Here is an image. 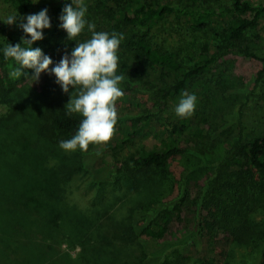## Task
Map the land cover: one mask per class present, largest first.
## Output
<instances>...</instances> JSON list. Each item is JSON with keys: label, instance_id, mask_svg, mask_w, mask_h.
Returning a JSON list of instances; mask_svg holds the SVG:
<instances>
[{"label": "trees", "instance_id": "1", "mask_svg": "<svg viewBox=\"0 0 264 264\" xmlns=\"http://www.w3.org/2000/svg\"><path fill=\"white\" fill-rule=\"evenodd\" d=\"M1 1L21 16L35 9ZM64 6L33 45L50 56L74 47L59 26ZM88 17L125 38L117 125L87 151L59 147L82 117L64 110L70 95L55 76L10 78L14 61L0 52V137L20 169L15 179L0 159V183L19 199L0 204V264H264V117L247 118L264 103V0H94ZM20 41L0 36V48ZM230 56L259 64L255 86L208 84ZM185 90L198 99L182 119ZM205 244L221 250L193 254Z\"/></svg>", "mask_w": 264, "mask_h": 264}, {"label": "clouds", "instance_id": "2", "mask_svg": "<svg viewBox=\"0 0 264 264\" xmlns=\"http://www.w3.org/2000/svg\"><path fill=\"white\" fill-rule=\"evenodd\" d=\"M87 12L82 0H71L62 9L59 26L66 31L69 40L75 41V47L70 53H65L59 62H54L40 47H33L37 41L44 39V30L52 27L47 8L27 16L11 12L0 18L7 25H17L25 34L20 42L14 45L7 42L0 48L4 59L11 58L15 64L9 71V77H25V69L33 70L28 78L34 83L45 72L54 75L55 83L70 95L64 110L68 115L79 114L82 117L76 133L70 139L59 142L61 149L70 152L87 151L90 144L110 141L118 122L116 102L124 94L120 87L124 77L117 74L118 51L124 34L97 31L96 24L87 19ZM85 31L91 33L90 38L78 40ZM197 99L195 93L183 91L174 106L175 115L182 119L193 115Z\"/></svg>", "mask_w": 264, "mask_h": 264}, {"label": "rangeland", "instance_id": "3", "mask_svg": "<svg viewBox=\"0 0 264 264\" xmlns=\"http://www.w3.org/2000/svg\"><path fill=\"white\" fill-rule=\"evenodd\" d=\"M252 1H261V0H252ZM35 9L32 14L38 13L42 9L47 8L49 11V15L52 14L58 8L60 3H71V0H38V2H35ZM82 2L87 6V9L90 10V7L92 6L94 0H82ZM15 12L13 7L10 5L4 3L3 1L0 0V18H5L9 13ZM94 17V16H91ZM97 19L93 18H87L90 22H93L96 24V30L97 31H102L104 28V24L102 23V18L96 17ZM261 31L259 32L260 36L262 35L264 37V24L262 28L260 29ZM2 31H4L7 35H3ZM46 31V29L44 30ZM25 34L23 33V30L19 28L17 25H7L3 21H0V36L2 37H13V38H21ZM91 33L85 31L84 33L81 34L80 37H78V40H86L90 38ZM158 36L161 38H168V34L165 33V30H161L158 32ZM264 43V41H263ZM73 46L75 47V43H73ZM260 46V45H258ZM64 55V54H63ZM61 54H54L51 53V58L53 59L54 62H59V60L62 58ZM260 66L257 63H253V61L244 58V57H235V56H230L229 57V63L226 65V68L224 66L220 65H213L212 69H210L206 74H205V80H207L208 84L211 85L213 83L219 82L222 83L226 81L225 83L231 85L235 84V82L241 84V82L238 79H242L244 83L251 84L252 87L255 86V78L258 74V71L260 70ZM214 80V82H212ZM212 82V83H211ZM261 86L264 90V78L261 83ZM261 107L257 106L256 108H252L248 114V120L252 118V120H260V117H264V103H261ZM10 141L5 138V137H0V159H2L4 163V167L7 169L9 174H14L15 179H19V165L17 161L11 156L10 154ZM19 154H21V157H24L25 154L21 150L19 151ZM108 158H111L110 156ZM18 171V172H17ZM14 190L13 187L10 186V181H7V185H4L0 183V204H8L12 205L15 201L19 200L17 197L14 199ZM12 195V199L10 200V197ZM7 202V203H6ZM183 221L181 223L177 224V229L180 230L182 228L186 229L189 228L191 224V219H190V212H186L183 215ZM2 220V219H1ZM29 223V220L26 221ZM40 224V222L35 221ZM27 227V226H26ZM24 225V228L26 229V233L31 234L30 229L26 228ZM175 228V230H176ZM179 232V231H178ZM35 238V237H34ZM25 242L31 243L32 238L26 240ZM65 248V247H64ZM220 251V246L218 247H211L210 245H203L198 247V249L193 250V254L196 256H214L216 255L217 251ZM27 257L28 254L26 253Z\"/></svg>", "mask_w": 264, "mask_h": 264}]
</instances>
